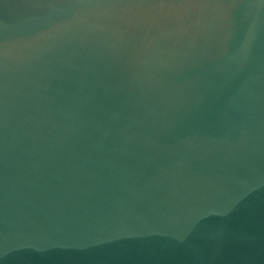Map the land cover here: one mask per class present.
I'll return each mask as SVG.
<instances>
[{"label": "water", "instance_id": "obj_1", "mask_svg": "<svg viewBox=\"0 0 264 264\" xmlns=\"http://www.w3.org/2000/svg\"><path fill=\"white\" fill-rule=\"evenodd\" d=\"M0 264H264V0H0Z\"/></svg>", "mask_w": 264, "mask_h": 264}]
</instances>
